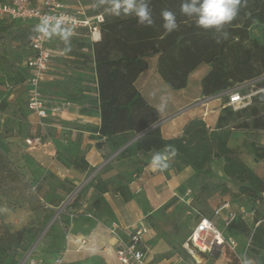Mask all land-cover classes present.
Returning <instances> with one entry per match:
<instances>
[{
  "label": "trees",
  "instance_id": "16d2710c",
  "mask_svg": "<svg viewBox=\"0 0 264 264\" xmlns=\"http://www.w3.org/2000/svg\"><path fill=\"white\" fill-rule=\"evenodd\" d=\"M146 2L149 3L152 13L151 25L146 22L140 24L134 13L125 14L122 8L114 9L113 0H89L91 9L87 14L103 16V22L99 26L100 38L95 42L90 41L86 38L85 30L80 32L85 37L84 40L75 39L77 36L72 38L77 48L74 55L80 57L83 64H92V83L97 94L95 107L100 124L95 127L88 126L85 131L96 141L97 149L107 147L110 154L120 150L115 160L132 161L135 172L148 165L149 154L155 152H163L170 157L169 168L175 173H179L183 167H190L193 175L188 179L187 186L191 192L196 183L212 175L210 164L214 160H221L223 175L235 183L237 195L245 196L253 206L264 192V178L249 168L228 144L234 132H264V92L252 95L250 104L237 111L231 107H223L213 129H209L202 119H194L186 124L181 136L165 139L159 126L151 129L159 121L158 111L143 98L135 87V82L147 69V58L157 56L156 72L171 91L184 89L191 73L201 65L209 67V71L200 81V91L204 97H211L250 82H253L255 88L264 90V42L259 43L250 36V30L262 26L264 40V0H242L237 17L219 30L197 27L195 17L190 18L181 13L182 0ZM164 9L174 12L177 17L179 28L171 33L164 28L161 17ZM35 27L33 22L0 20V34L13 33V38L22 49V61L30 52V40L37 33L34 31ZM83 50H89L90 54H85ZM25 81L24 67L16 69L5 55H0L2 114L11 104L9 97L12 90L23 85ZM7 86L11 88H6ZM42 90L44 93L45 84ZM242 90L240 88V92ZM132 140L134 141L131 142ZM168 146L175 149L174 156L172 148ZM245 146L256 161L264 160V148L254 142L245 143ZM67 163L82 173L92 170L81 156L70 158ZM123 181V178H116L112 186L101 178L92 180L95 197L91 206L98 215L111 216L103 198L110 191L118 194L125 203L134 198ZM31 188L25 174L13 166L0 148V197L7 199L8 208L25 203L32 213H42L41 217L19 230L11 231L2 222L0 212V264H20L24 255L19 258V254L29 251H22L24 243L27 239H37L52 219L55 207L62 202L60 197H50L43 204L38 193L31 192ZM205 188L203 185L202 190ZM180 192L184 194L183 190ZM14 193L16 195L13 200H9ZM81 195L82 190L78 192L76 199ZM177 199H170L164 208H169ZM263 205L264 202L261 206ZM259 215L257 212L256 221L263 219ZM64 219V224L69 222L68 217ZM146 219L149 222L150 216ZM230 229L237 233H248L249 252L264 264V221L253 232L240 221H236ZM62 249L63 247L59 248L53 254ZM182 251L184 261L192 258L185 250ZM221 254L215 259L197 252V257L203 263L215 264ZM234 262L237 264L235 259Z\"/></svg>",
  "mask_w": 264,
  "mask_h": 264
},
{
  "label": "rangeland",
  "instance_id": "374dc122",
  "mask_svg": "<svg viewBox=\"0 0 264 264\" xmlns=\"http://www.w3.org/2000/svg\"><path fill=\"white\" fill-rule=\"evenodd\" d=\"M63 1L69 4L70 8L74 9L76 7V5H74L75 0ZM80 2L82 3V5H86V10L89 11L91 9L89 0H80ZM12 31H14V29H12ZM70 33L71 32L67 31L58 32L53 43L51 44L53 53L50 62L51 69L49 76H52V79H55L54 83L50 84H53L54 86H56V88H58V90H56V93L59 94V98H69L74 99L76 102L79 101L77 102L78 113L75 114V117L72 119H68L67 116L60 115L61 113L50 114L47 120L40 121L38 123V118L36 116H31L26 111L27 95L25 92V86L21 85L18 88H15V90H12L14 98L11 101L9 108L4 113L5 117L3 118V121L0 120V148L8 156L9 160L12 161L13 166L18 168L23 174H25L26 180L30 181L32 186L30 191L34 193L37 192L41 198V203L43 204L50 197H62V202L57 207H55L51 217L53 218L59 207L65 201H68L66 206L56 216L43 236H40V234L35 240L27 239V242L22 246L23 252H26L27 250H30L34 247L33 249L35 253L33 254V257L38 258L43 257V255L47 254L50 250L54 248L56 249V244L63 243L62 241L64 240V236L62 233V226L65 221L64 218L68 217V215L70 214V208L78 204V202L83 199V195H86V190L90 186H92V180L94 178H99L100 176L99 173L93 174L95 168L88 172L86 178H84L80 183L82 184V195L78 199H76V195L75 197H73V199L69 200L68 198L69 196H71V194H73L74 189H70L66 185V183L69 184L68 180L62 181L60 178H58L55 175L56 173L53 168L58 165H65L66 167V164L63 161H68L71 158V154L69 153L70 151H57L54 156V166L51 168H47V165L46 167L43 166V161L48 154L45 150H47V147L51 146L50 143L44 144V142L47 141L48 137L52 138L57 136V133L55 132L57 129L54 128V125H61V127L67 124L77 125V122L79 121H77L78 119L75 118L81 117L82 115L89 116L91 112L93 113L92 106L95 105L96 97L94 92H90V96L84 98L83 95L79 94L76 95L77 97H75V95L73 94L74 90H70V87H74L79 92H84L86 88H88V85L83 84V82L92 83L93 78V73L90 70V68H92V64H83L81 58L74 55V52L77 53L76 42H73L72 39L74 34ZM250 36L252 39L257 40L259 43H263V27L258 26L250 30ZM75 39L84 40V37L78 35L77 37H75ZM82 52H84L85 54H90L89 50H83ZM0 55H5L7 60L14 65V68L18 69L20 66L23 67L22 49L18 41L13 38V33L0 34ZM154 57L155 61L153 59H150V65H156V56ZM74 71H82L84 75L80 76L74 73ZM208 71L209 67L207 65H202L191 73L189 78L188 92L195 93V91L198 90L201 77ZM146 73H152L151 66L146 70ZM156 76L158 75L156 74ZM157 78H159L160 82L164 84L160 77ZM50 84L49 82H45V88H48ZM163 86L167 89L165 85ZM241 88H243V90L241 91L243 95H254L257 92H264V90L255 88L253 82L242 85ZM167 90L171 92V90ZM81 99H86V101ZM218 101H226V98L221 97ZM50 104L53 105L52 103ZM50 104L48 106H50ZM211 105V107L215 106L214 103ZM54 117L55 120L53 119ZM96 120L97 117L95 115H92L89 122L91 123V125H93ZM49 122H51V127L46 125V123L48 124ZM40 123H43V125H40ZM66 134L67 131H65L58 140L63 143L67 139ZM34 137H40L43 143L39 146H28L25 143V140L27 138ZM250 142H254L257 146L264 148V132H234L229 140L228 145L238 153L240 159L249 168L254 170L260 177L264 178V160L256 161L254 159V156L248 151V148H246L245 146V143L248 144ZM38 149L40 152V154H38L40 159L39 162H37V159L34 158L37 155ZM31 152H34V156L31 154ZM59 156H62V158H59ZM116 156L117 155L112 156V153L110 154V152H108L107 160L109 159V161L105 160L99 169H101L102 167L103 171H110L114 170V168L116 167H123V170L124 168H126V166L134 168V164L132 161H128L127 163L123 161H116ZM222 164L223 162L221 160H214L210 164L212 175L210 177H205L202 182L196 183L194 189L192 190L193 201L191 203V206L205 215H210L213 208L223 200L231 199L233 201L238 200V202H241L240 200H243V203L246 202L245 196L242 197L240 195H237L238 191L235 183L230 181L223 175L221 170ZM47 169H50V171H48ZM89 176H91V178H88ZM115 181L116 177H112L107 183H115ZM203 185L206 186L205 190H202ZM61 188H64V190ZM62 192H64V194ZM15 195L16 193L11 194L8 199L13 200ZM238 197L240 200L238 199ZM0 212L2 213V222L11 231L19 230L23 226L34 221L36 218L42 216V213H39L37 215L35 213H32L30 211V207L25 203H21L17 207L8 208L7 199L3 197H0ZM186 212V206L177 199L169 208L166 209L164 208V206H161L157 211L152 213V215H149L150 221L147 222V224L151 225L154 231L152 233V235L154 236L151 246L152 248L154 247L156 249L155 254H153L152 256L153 263L158 264L161 263L162 260H165L168 263L169 260L173 261L178 257L183 258L184 254L182 251V243L188 236V232L193 223L192 218L188 216ZM258 212L260 214L259 216L264 219V205L258 207ZM235 238L245 245L249 244L250 242L248 233H240V237ZM224 254V257L220 258L218 261L220 262V264H235L234 259L236 260V263L238 262V259H236L233 253L228 249H225ZM246 254L248 258L251 259L253 264H263V262H261L259 258H255L249 252V248H247ZM23 255L25 257L26 253H22V255H19V258H21V256ZM196 258H198L197 253ZM22 260L23 259H21V261ZM211 261L212 259L210 260V262ZM183 264H194V261L192 258L187 259Z\"/></svg>",
  "mask_w": 264,
  "mask_h": 264
},
{
  "label": "crops",
  "instance_id": "0c3cea01",
  "mask_svg": "<svg viewBox=\"0 0 264 264\" xmlns=\"http://www.w3.org/2000/svg\"><path fill=\"white\" fill-rule=\"evenodd\" d=\"M95 39L96 41H98V38L96 36ZM150 59H153L155 61V57L153 56L147 58V69H149V67L151 66L152 73L147 74V69L143 73H141L135 82V87L141 93L147 103L157 109L159 114V120L161 121L159 127L161 130L162 137L165 139H170L181 136L186 124L194 119H202L209 129H213L216 125L219 112L224 107L225 101L219 102L218 100L220 98L217 100L207 101V97L201 95L198 80L197 83L199 87L198 90L195 91V93L188 92L189 79L187 82V86L184 89L169 92L163 86L164 84L160 82L159 78H157L159 76H156V65H150ZM74 73L80 76L84 75L82 71H74ZM54 81L55 79H52V76H49V79L46 82H49L50 84L54 83ZM83 84L88 85V88H86L84 92H79L74 87H70V90H74L73 94L75 95V97H77L76 95L79 94L83 95L84 98H87L88 96H90V92H94L95 97H97V94L95 92V86L93 83L83 82ZM56 90H58V88H56V86H54L53 84H50L48 88H45L44 98L48 104H55L63 100L58 97L59 94L56 93ZM13 98V94H11L9 100L12 101ZM81 100L86 101V99ZM213 103L215 104V106L211 107V104ZM92 108L93 113L91 112L89 116L82 115L81 117L75 118L78 119L77 121H79L77 122V125L67 124L63 127H61V125H54V128L57 129L55 131L57 133V136L52 138L48 137L49 140L47 139V141L44 142V144L50 143L51 145L47 147V150H45L48 154L46 155V158L43 161L44 167H46V165L47 168H51L54 166V156L57 151H70L69 153L71 154V159L75 156L84 157L92 169L99 168L104 163V161L107 160V153L109 152V149L107 147L97 149L96 141L92 140L90 138V133L85 131V128L88 126L95 127L100 124L98 110L96 109L95 105L92 106ZM27 113L29 112L27 111ZM76 113H78V104L76 107L69 109L66 113H61L60 115H65L68 117V119H72L75 117ZM30 115L35 116L33 114ZM92 115H95L97 117V120L93 125H91V123L89 122ZM4 117L5 114L2 115L0 120L3 121ZM53 119L55 120V117ZM39 122L40 121H38V123ZM46 125L49 127L52 126L51 122H49L48 124L46 123ZM63 131H67V139L62 143L58 139L63 135ZM33 153L31 152L32 155ZM155 153L149 154L150 157L148 158V165L143 167L139 172H135V167L130 168V166H126L124 170L123 167H116L114 168V170L110 171H103L102 168L98 172L100 174L99 178H101L105 182H108L112 177L119 178V180L125 178L126 181L124 180L123 182L128 186V189L130 193L134 196V198L125 203L122 201L121 197L118 194L112 193L110 191L104 194L103 198L111 212V216L98 215L97 212L91 206L93 198L95 197V192L93 186H90L86 190V195H83V199H81L78 204L70 208L71 213L74 212L76 216L69 223L70 235L68 240H65L63 237V243L55 245L57 246V248L63 247V264H120L114 254L116 242L109 233L110 225L116 222L123 230L126 228H131L136 224H147L146 218L149 215H152V213L157 211L161 206H164L170 199L182 196L183 194L180 192V190H183V193H185L186 190L189 189L187 186V181L193 175V170L190 167H183L179 173H175L172 169L169 168V166L163 171H160L158 169L154 170L151 167V158ZM38 154H40L39 149L37 155L34 157L35 159H37V162H39L40 160ZM60 157L62 158V156H59V158ZM63 162H65L66 167L65 165H58L53 168L56 173L55 175L62 181L68 180L69 184L66 183V185L70 189H74L80 185L81 181L84 178H86L87 173H82L74 169L72 166L68 165L67 161ZM123 162L127 163L128 160H125ZM166 162L168 163V165L170 164V157H168V160ZM47 170L50 171V169ZM118 176H121V178ZM114 184L115 183H110V185L112 186ZM61 189L64 190V188ZM62 193L64 194V192ZM245 199L246 202L244 203L243 200L239 199L241 201L240 203L245 205H251L249 200L247 198ZM86 214H90L91 218L86 217ZM207 216L212 218V212L210 215ZM246 225L249 228L252 227V224L250 222L246 223ZM223 233L226 237L233 238L237 242L238 247L236 249V254L238 256H243L247 244L245 245L235 238L240 237V233H237L230 228L227 230H223ZM153 236L154 235H151L148 241V245L150 248V255L148 259L149 264H155L152 262V256L153 254H155L156 250L154 247L152 248L151 246ZM81 242H84V244H81ZM58 249L50 250L41 258L35 257L38 261V264H51L52 258L54 256L53 252ZM223 252H225V249L224 251L222 250L220 258L224 257ZM234 257L237 259L236 256ZM249 260L251 261L250 258ZM218 261H216V263L220 264V262ZM184 262L185 261L181 257H178L173 261L169 260L168 263L165 260L161 261V263L163 264H183ZM251 263L253 264L252 261Z\"/></svg>",
  "mask_w": 264,
  "mask_h": 264
},
{
  "label": "built area",
  "instance_id": "2783aa9c",
  "mask_svg": "<svg viewBox=\"0 0 264 264\" xmlns=\"http://www.w3.org/2000/svg\"><path fill=\"white\" fill-rule=\"evenodd\" d=\"M76 7L70 8L63 0H4L0 1V20L8 22H33L40 25L42 20L48 19L49 35L43 33H35L30 40V52L23 60V67L26 70V81L23 84L27 95L26 110L35 115L39 121H45L50 114L66 113L69 109L76 107V102L69 100H61L53 105L48 106L43 93V85L49 79L50 62L52 58V47L55 36L58 32H71L75 36H82L81 30L86 31V38L95 42V36L100 38L99 26L103 22V16H89L86 7L82 5L80 0H75ZM60 21V31L52 32V28ZM78 33V34H77ZM85 38V37H84ZM6 88H11L7 86ZM241 86L220 94L207 97V101L217 100L225 97L227 100L224 107H231L234 111L245 108L250 104L253 94H241ZM0 112V119L2 117ZM43 125V123H40ZM25 143L28 146H39L43 143L40 137L27 138ZM109 161V159L107 160ZM100 168V167H99ZM95 169L94 173H98L101 169ZM88 178H91L89 176ZM87 178V179H88ZM82 184L74 188L73 194L69 196V200L73 199L81 190ZM178 200L187 207V215L192 218V226L188 236L182 243V249L190 255L196 264H211L203 263L199 258H196V253L200 252L209 255L216 249L221 247L219 255L223 249H228L238 259V264H252L247 257V248L243 256L236 254L238 247L237 242L233 238L226 237L223 230L232 227L236 221L243 223H251V232L262 222L263 219L255 220L258 212V207L264 202V192L257 198L255 204L245 205L238 200H223L212 210V218L207 215H202L198 210L191 206L193 201L192 192L188 189L178 197ZM68 202V201H67ZM65 203L64 207L66 206ZM76 214L68 215L69 222L63 224L62 233L65 240H68L70 235L69 223L73 220ZM86 217L91 218L90 214ZM153 228L148 224H136L131 228L121 229L114 222L109 227V233L115 240L114 254L120 264H149L150 248L148 241L153 233ZM84 244V242H81ZM34 248V247H33ZM31 248L20 264H38V261L33 257L34 249ZM64 251L60 250L52 258L51 264H63ZM176 264V263H172ZM217 264V263H215Z\"/></svg>",
  "mask_w": 264,
  "mask_h": 264
},
{
  "label": "clouds",
  "instance_id": "9594fccd",
  "mask_svg": "<svg viewBox=\"0 0 264 264\" xmlns=\"http://www.w3.org/2000/svg\"><path fill=\"white\" fill-rule=\"evenodd\" d=\"M242 0H182L181 13L187 17H195L196 26L203 29L216 28L221 29L224 25L230 24L238 15ZM114 9H123L125 14L134 13L140 24H152V13L149 3L146 0H113ZM119 14V13H117ZM161 17L164 21V28L171 33L179 28L176 14L170 10L161 11ZM48 19L42 20L40 25H36L34 31L49 35L47 28ZM60 31V21L52 28V32ZM227 33H225V38ZM219 43V41H217ZM160 110V109H159ZM172 148V146H168ZM172 155H175V149L172 148ZM168 157L163 153H155L151 158V167L154 170L163 171L168 168L166 162Z\"/></svg>",
  "mask_w": 264,
  "mask_h": 264
},
{
  "label": "water",
  "instance_id": "95a60500",
  "mask_svg": "<svg viewBox=\"0 0 264 264\" xmlns=\"http://www.w3.org/2000/svg\"><path fill=\"white\" fill-rule=\"evenodd\" d=\"M161 121L159 120L157 123H155L152 128L158 127L160 125ZM135 140V139H134ZM134 140H132L131 142H133ZM130 142V143H131ZM120 151V150H119ZM119 151L115 152L112 154V156H115L119 153ZM66 201L59 207V209L56 211L55 215L53 216V218L50 220V222L48 223V225L44 228V230L42 231L40 236H43V234L45 233V231L49 228V226L51 225V223L53 222V220L56 218V216L61 212V210L64 208ZM221 247H216V249L210 254L213 258H218L219 256V251H220Z\"/></svg>",
  "mask_w": 264,
  "mask_h": 264
}]
</instances>
